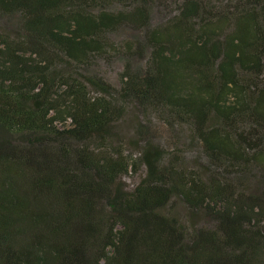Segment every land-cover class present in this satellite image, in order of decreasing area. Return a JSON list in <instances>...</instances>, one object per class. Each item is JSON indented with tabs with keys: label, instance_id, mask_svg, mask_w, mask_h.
I'll return each mask as SVG.
<instances>
[{
	"label": "trees",
	"instance_id": "trees-1",
	"mask_svg": "<svg viewBox=\"0 0 264 264\" xmlns=\"http://www.w3.org/2000/svg\"><path fill=\"white\" fill-rule=\"evenodd\" d=\"M0 23V264H264V0H0ZM112 56L119 89L88 73ZM129 104L143 163L107 148Z\"/></svg>",
	"mask_w": 264,
	"mask_h": 264
},
{
	"label": "rangeland",
	"instance_id": "rangeland-1",
	"mask_svg": "<svg viewBox=\"0 0 264 264\" xmlns=\"http://www.w3.org/2000/svg\"><path fill=\"white\" fill-rule=\"evenodd\" d=\"M114 9V8H113ZM165 19L164 11L159 8L153 11L151 24L156 26L163 22ZM4 27V24L0 23V27ZM140 37V34L124 28L120 29L118 32L109 35V41L112 43L119 44L126 40L135 39ZM126 59L123 56H112L111 59H98L95 63V66L88 70V73L99 74L103 76L111 85L119 89L121 86L120 74L124 71V65ZM133 68L140 67L141 62L136 60L132 61ZM127 111L125 114V119L116 124L113 132L112 138L109 141L107 148L111 152H116L117 150L122 151L123 155L127 157L130 161L135 163H143L140 158L143 156L144 148L138 142H135V126L134 119L139 121L140 113L137 109L133 108L131 104L127 105ZM150 124H147L151 129L152 134L156 138V143L162 146L168 158H172L174 155H178V151H174L175 147L173 146L175 133L172 132L167 125L159 119V116L151 118ZM146 124V121L145 123ZM185 140L183 141L184 144ZM170 154H173L170 155ZM195 154L194 152H188L184 155L187 162H192ZM183 157V156H182ZM195 167V163H189ZM148 169L146 165H140L137 168V171L133 170L129 174L122 176L121 183L125 186L126 189H133L138 183L146 176Z\"/></svg>",
	"mask_w": 264,
	"mask_h": 264
}]
</instances>
